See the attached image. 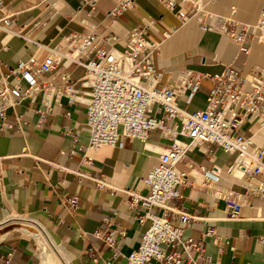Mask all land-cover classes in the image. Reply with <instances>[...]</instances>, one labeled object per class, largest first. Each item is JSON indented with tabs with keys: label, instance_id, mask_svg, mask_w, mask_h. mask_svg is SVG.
I'll return each mask as SVG.
<instances>
[{
	"label": "crops",
	"instance_id": "0c3cea01",
	"mask_svg": "<svg viewBox=\"0 0 264 264\" xmlns=\"http://www.w3.org/2000/svg\"><path fill=\"white\" fill-rule=\"evenodd\" d=\"M2 1L17 12L24 37L0 31V72L19 60L41 59L48 48L71 31L83 32L91 26L102 34L114 31L118 40L113 45L122 48L124 32L135 25L144 26L150 38L158 42L155 60L162 83L174 82L186 69L215 73L229 64L243 71L252 66L264 67V44L251 40L248 53L241 54L230 38L216 29L202 30L198 21L201 16L208 23L215 17L251 23L264 0H201L202 12L189 9L186 20L176 17L158 0H134L133 7L113 24L105 18L111 0H95L90 14L84 0ZM82 75L81 67L71 68L74 80ZM51 80L52 76L46 74L44 81ZM75 86L81 98L74 103H67L64 97L55 102V90L49 92L51 109L43 120L35 112L44 109L41 96L34 103L22 100L5 109L10 121L19 117L22 130L0 129V264H43L38 253L39 228L64 264H102L100 259L110 257L112 249L94 232L105 218H110V228L125 233L115 237L123 255L137 246L147 226L146 222L138 223L128 208L127 191L147 192L142 176L156 163L167 140L153 130L143 141L124 138L123 147L86 148L82 98L88 88L80 80ZM210 86L211 82L203 79L188 103H183V94L179 93V105L189 112L203 108ZM247 126L244 123L243 128ZM212 148V160L194 147L187 151L184 162L190 160L207 167L212 162L231 163L233 159H228L227 153ZM260 179L264 180V175ZM223 183L229 185L230 181L224 177ZM71 197L76 198L74 206L69 202ZM178 205L196 216L183 239L202 238L204 253L212 260L219 264L264 262V242L258 241L264 237V198L243 206L239 218H230L223 201L207 196L198 174L193 173L181 188ZM210 227L211 233L206 234ZM124 263L123 256L112 261Z\"/></svg>",
	"mask_w": 264,
	"mask_h": 264
},
{
	"label": "built area",
	"instance_id": "2783aa9c",
	"mask_svg": "<svg viewBox=\"0 0 264 264\" xmlns=\"http://www.w3.org/2000/svg\"><path fill=\"white\" fill-rule=\"evenodd\" d=\"M158 1L181 20L188 18L189 9L203 10L199 0ZM111 2L105 12L109 24L116 23L134 5V0ZM94 4L95 0H84L88 14ZM16 14L0 0V31L24 37ZM198 21L202 30L216 29L230 38L241 54L248 53L249 41H264V1L251 23L238 24L230 18L217 17L208 23L201 16ZM115 40L118 35L114 31L102 34L91 26L83 32L71 31L39 60L30 57L14 66L6 65V70L0 72V129L22 130L19 117L10 121L5 114L8 106L22 100L34 103L41 96L44 109L35 110L39 120L51 109L50 91L55 90V102L61 97L67 103L80 101L75 86L80 80L88 88L82 98L86 109V148L123 147L124 138L143 141L153 130L167 140L156 163L142 176L147 192L127 191V206L135 220L147 223L137 246L123 255L115 237L125 233L123 229L110 228V218H105L94 235L112 253L100 259L101 263L112 264L113 259L123 256L124 264H219L204 253L202 238L183 239L185 229L196 216L179 206L178 199L193 173L198 174L207 196L223 201L230 218H239L243 206L264 198V180L260 179L264 175V142L257 140L264 134V67L252 66L243 71L229 64L215 73L186 69L174 82L162 83L155 60L158 42L150 38L144 26L128 28L122 48L113 45ZM72 67L83 69L77 81L71 77ZM46 74L53 80L44 81ZM203 79L211 82L204 107L186 111L178 103L179 93L183 94V103H188ZM244 123L248 124L246 128ZM194 147L209 160L212 147L233 153L234 158L229 164L212 162L209 167L190 160L184 162L187 151ZM182 162L184 167L180 166ZM224 177L229 179V185L223 183ZM69 202L74 206L76 198L71 197ZM211 231L210 227L206 234ZM258 241L264 242V237Z\"/></svg>",
	"mask_w": 264,
	"mask_h": 264
},
{
	"label": "bare ground",
	"instance_id": "6f19581e",
	"mask_svg": "<svg viewBox=\"0 0 264 264\" xmlns=\"http://www.w3.org/2000/svg\"><path fill=\"white\" fill-rule=\"evenodd\" d=\"M198 5H201V0H199ZM262 139H264V137H262V135H260L258 137V141H261ZM219 152H222V150H220ZM225 152V151H223ZM228 159H233L234 158V154L233 153H228ZM40 230H38L37 232V243H38V250L40 252L41 255V261L43 264H64L61 260L60 254L58 253V251L56 250V248L54 247V245L51 243V241L47 238V236L45 235V233L42 231L41 228H39ZM59 250V248H58ZM60 251V250H59Z\"/></svg>",
	"mask_w": 264,
	"mask_h": 264
},
{
	"label": "rangeland",
	"instance_id": "374dc122",
	"mask_svg": "<svg viewBox=\"0 0 264 264\" xmlns=\"http://www.w3.org/2000/svg\"><path fill=\"white\" fill-rule=\"evenodd\" d=\"M256 42H258V41H256ZM258 43L259 44H264V41H259ZM38 253H39V250H38Z\"/></svg>",
	"mask_w": 264,
	"mask_h": 264
}]
</instances>
